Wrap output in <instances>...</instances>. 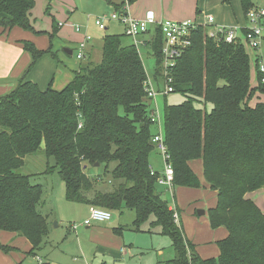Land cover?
<instances>
[{
	"label": "trees",
	"instance_id": "obj_1",
	"mask_svg": "<svg viewBox=\"0 0 264 264\" xmlns=\"http://www.w3.org/2000/svg\"><path fill=\"white\" fill-rule=\"evenodd\" d=\"M238 1L244 16L264 5V0ZM34 5V0H0V28L33 31L28 15ZM206 31L200 26L193 32L171 70L173 93L184 101L165 105L163 139L173 186L203 188L189 167L201 161L204 182L216 192L209 225L227 232L217 242L216 258L198 256L150 175L154 130L147 76L138 50L119 35H105L100 62L81 65L62 90H41L21 80L0 97V232L26 239L33 256L41 250L48 230L39 210L42 187L21 173L25 158L40 154L54 159L45 174L58 173L69 202L134 211V229L149 223L168 236L173 258L159 264H264V214L247 197L258 190L264 195V102L250 106L255 93L264 95V76L257 64L253 88L252 62L242 43H216ZM149 46L156 79L162 70L159 32ZM25 49L32 63L50 53L30 44Z\"/></svg>",
	"mask_w": 264,
	"mask_h": 264
},
{
	"label": "rangeland",
	"instance_id": "obj_2",
	"mask_svg": "<svg viewBox=\"0 0 264 264\" xmlns=\"http://www.w3.org/2000/svg\"><path fill=\"white\" fill-rule=\"evenodd\" d=\"M146 1L137 0L131 5L135 4L134 7L137 9L139 3L142 7L147 5ZM79 2L86 9L84 14L88 15L89 24L95 31L93 33L95 35L96 51L90 52L88 61H85V63L88 62L90 65H94L100 62L101 42L104 35H119L124 44H131L130 39L122 36V27L120 24H111L108 30L103 31H98V28L94 25V19L96 17L103 15L110 16L112 14L107 7H104V0H79ZM187 5H192V17H182L178 19L179 21L187 20L188 18L203 21L204 17L211 15L215 22L216 15L222 16L226 14L227 10L230 13L231 10H234L236 17L238 16V21L242 22V9L238 0H232L230 3H225L222 0H192ZM225 8L228 9L225 11ZM35 12H37L38 16H32V20L37 23V27L43 26L44 30L48 29L49 32L53 30V16H55V23L59 22V18L56 17L57 14L55 13H52L49 19H44V10L42 12L36 8ZM131 17L134 18V16ZM45 18H48V16H45ZM104 24L107 26V22H104ZM152 34L153 32H150L146 38H150ZM236 35H241V29L239 27L236 28ZM68 37L65 36L64 38L66 39ZM46 39L48 40L47 36ZM70 42L74 41L69 40ZM137 49L150 86L154 90L159 89V91H162L165 88L164 82L158 79L154 80L153 78L155 60L150 48L147 46H139ZM63 50L64 48L58 49L59 54L60 52L64 54ZM73 51L74 53L69 58L75 64V62L78 63L75 53L77 49L74 48ZM155 97L153 111L159 117L162 125L165 105H180L184 101L182 95L173 92L166 96L158 94ZM207 109H210V105H207ZM54 164L53 158L47 159L40 154L25 158V165L21 173L23 175L33 176L30 178V182L41 185L42 187L43 202L39 210L47 219L48 230L43 240L45 245L43 244L41 250L37 251L35 256H23L17 264H157L158 259H160L157 256L159 250H163L167 257L166 259H168L170 253L167 248L169 247L170 250V238L165 235H159L157 233L158 231L153 228L150 229L149 223L142 224L138 230L134 229L133 222L136 218L134 211L128 209L110 211V222L96 223L91 227H85L83 222L88 219L89 207L84 204L69 202L66 199L64 184L56 171L45 174L47 168L54 167ZM150 165L157 172H162L163 170V161L156 150H153L150 156ZM89 175L92 174L89 172ZM156 188L162 194V199L170 207L182 212L192 202V198L197 197L193 201L197 199L201 201L203 199L202 197H206L208 194L203 188L192 189L181 187L187 190V194H179L180 190L178 186H173L171 190L160 186ZM250 198L264 214L263 192L260 190L253 192ZM2 236L4 235L0 237ZM0 251L4 255H8L9 253L1 249ZM26 253H30V250Z\"/></svg>",
	"mask_w": 264,
	"mask_h": 264
},
{
	"label": "crops",
	"instance_id": "obj_3",
	"mask_svg": "<svg viewBox=\"0 0 264 264\" xmlns=\"http://www.w3.org/2000/svg\"><path fill=\"white\" fill-rule=\"evenodd\" d=\"M104 1V7H107L111 13L124 8L130 16H134L136 19L142 18L147 11H152L158 20L167 19L179 21L178 19L182 17H192V5H187V3L192 0H147V5L142 7L139 3L137 9L134 7L135 4L125 5V0ZM222 1L225 2V0ZM34 4V8L28 15L29 23L33 31H25L18 27L6 30L0 28V97L8 94L21 80L30 81L36 84L41 90H45L49 86L57 91L62 90L72 81L81 65L89 64L88 62L85 63V61H88L87 59L90 52L96 51V43L94 41L95 35L93 33L95 31L89 24L88 15L84 14L86 9L79 0H34ZM36 8L42 12L44 10V19H49L52 13L57 14L56 17L59 18V22L55 23V16H53V30L51 32H49L48 29L44 30L43 26L37 27V23L32 20V16H38L37 12H35ZM227 9L228 8H225L224 10L226 11ZM231 13L227 10L226 14L222 16L216 15L215 23L224 27L239 28L246 25V18L243 12L242 22L238 21V16L236 17L234 10H231ZM45 16H48V18H45ZM111 24L115 23L107 22L105 30H108ZM76 25L80 27L78 33L73 27ZM98 31L96 30V32ZM71 33L72 35L70 36ZM65 36L69 37L65 39ZM86 36L90 37V40L85 43L83 60H77L78 63L75 62L74 64L69 58L72 55L65 52H63L64 54H61V52L59 54L58 49L60 48L67 50L71 48L77 49L78 44L83 42ZM69 40L74 42L69 43ZM26 44L33 45L40 51H47L50 49V53L42 55L32 63V57L25 49ZM73 49L70 50L72 54L74 53ZM245 50L252 62L250 83L254 88L257 85L256 70L257 59L259 57L258 54L262 56L263 60L264 54L263 50L260 52H252L249 49ZM75 53L77 52L75 51ZM258 102H264V95L255 93L250 102V106H254ZM189 167L197 175L201 185L204 186L203 189H205L208 194L206 197L203 196L201 201L199 199L193 201L197 197L192 198V202L187 205L183 212L178 209L174 210V208L170 206L169 208L176 211L178 214V223L181 225L186 239L193 245L198 256L202 259L216 258L218 256L217 242L227 236V232L224 228L213 230L209 225L207 211L216 205V192L210 190L203 181L201 161H192L189 163ZM179 190V194H187L186 189L179 187ZM250 195H252V193L247 195L249 199H251ZM197 210H202L204 214L198 216L196 214ZM1 235L4 236L0 237V245L7 247L9 253L6 252L8 255H4V253L0 251V264H17L21 261L23 256H33L30 253H26L31 249L26 239L17 237L15 234L8 232H0V236ZM167 250L170 253L168 259H166L167 257L163 250L158 251L157 256L162 260L158 259L157 264L173 258V252H170L172 250L171 247L170 250L169 247Z\"/></svg>",
	"mask_w": 264,
	"mask_h": 264
},
{
	"label": "built area",
	"instance_id": "obj_4",
	"mask_svg": "<svg viewBox=\"0 0 264 264\" xmlns=\"http://www.w3.org/2000/svg\"><path fill=\"white\" fill-rule=\"evenodd\" d=\"M246 25L241 29V35H236L237 27H224L217 25L211 15L204 17L203 21L198 19H187L182 21L161 19L158 20L152 11H147L142 18L134 19L126 11L121 9L114 11L110 16H101L94 19V25L98 30L103 31L106 29L104 22H112L120 24L123 30V36L132 40V44L137 49L139 46H147L150 48V43L155 37L156 32H159L162 39L161 55H162V70L154 80H161L164 82L165 88L162 91L159 89L154 90L148 80L145 82V94L147 102L149 103V122L153 125L154 135L152 136L151 143L153 149L158 152L163 161L162 172H157L154 168L150 167V175L156 177V184L160 187H165L171 190L173 187V169L169 161V154L163 139V125L160 119L153 111V103L155 96L162 94L164 96L173 92L171 70L174 67L176 60L181 56L184 49L188 48L191 44V36L193 32L200 26L207 28V38L216 43L232 44L239 40L245 49L252 52H260L264 49V5H259L250 9L246 15ZM61 26V25H60ZM74 30L78 33L80 27L73 26ZM153 32L150 38L147 35ZM90 40L86 36L83 42H80L77 47L76 59H84L85 43ZM138 50V49H137ZM257 59L258 70L264 76V60L258 54ZM261 82L264 84V77ZM80 127V126H79ZM174 220L178 223V214L174 212ZM111 221L109 211L98 207H89L88 219L83 222L85 227H90L95 223H108Z\"/></svg>",
	"mask_w": 264,
	"mask_h": 264
},
{
	"label": "water",
	"instance_id": "obj_5",
	"mask_svg": "<svg viewBox=\"0 0 264 264\" xmlns=\"http://www.w3.org/2000/svg\"><path fill=\"white\" fill-rule=\"evenodd\" d=\"M63 51H64L65 53L69 54V55H72V51H70V50L64 49ZM196 214H197L198 216H200V215H203L204 212H203L202 210H197Z\"/></svg>",
	"mask_w": 264,
	"mask_h": 264
}]
</instances>
